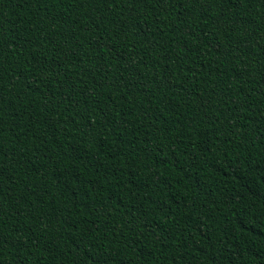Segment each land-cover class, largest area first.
<instances>
[{
    "label": "trees",
    "instance_id": "obj_1",
    "mask_svg": "<svg viewBox=\"0 0 264 264\" xmlns=\"http://www.w3.org/2000/svg\"><path fill=\"white\" fill-rule=\"evenodd\" d=\"M0 264H264V0H0Z\"/></svg>",
    "mask_w": 264,
    "mask_h": 264
}]
</instances>
